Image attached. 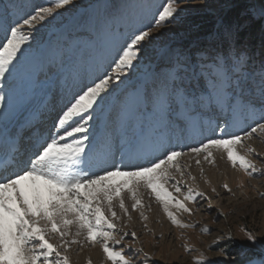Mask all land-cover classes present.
Instances as JSON below:
<instances>
[{
  "label": "snow or ice",
  "instance_id": "6c2138e0",
  "mask_svg": "<svg viewBox=\"0 0 264 264\" xmlns=\"http://www.w3.org/2000/svg\"><path fill=\"white\" fill-rule=\"evenodd\" d=\"M73 2L0 0V264H71L72 246L84 244L99 247L103 264H151L136 231L121 226L132 212L149 219L145 193L183 230L198 227L181 219L192 205L212 209L192 162L203 177V164L215 166L219 154L248 178L264 177L256 163L264 155L249 143L264 137V61L257 69L237 45L248 20H264V0H248L244 23L227 21L234 5L220 3L215 30L195 51L158 45L155 36L183 0H95L33 44L40 26ZM209 114L218 121L212 135L187 145L189 134L203 136ZM222 188L232 193L227 182ZM193 264L213 262L200 253ZM243 264H264V245Z\"/></svg>",
  "mask_w": 264,
  "mask_h": 264
},
{
  "label": "rangeland",
  "instance_id": "374dc122",
  "mask_svg": "<svg viewBox=\"0 0 264 264\" xmlns=\"http://www.w3.org/2000/svg\"><path fill=\"white\" fill-rule=\"evenodd\" d=\"M35 2L47 6V0H35ZM93 2L95 0H74L73 4L66 6L64 9H57V13L61 15H58L55 19L49 18L45 22V25L40 26V30L33 34L34 40L32 43L35 44L36 41L46 39L48 34L54 31L61 23L73 21ZM117 2H125V0H117ZM139 2L145 6H152L162 3L163 0H139ZM223 2L225 0H183L182 5H180L183 11L179 14V17L166 28L155 33V36L158 37L157 44H169L172 47L191 49L192 51H195L197 47L204 46L207 43L206 38L208 35L215 30V14L219 4ZM230 2L234 7L223 13L225 18L236 9L242 10L248 0H230ZM193 17L199 18L201 26L210 24L207 27V33L200 35L198 33L200 26L189 27L191 24L189 19ZM248 24L249 20L244 28ZM261 44L259 43L257 46L256 53H253L256 57L255 59L251 56L253 49H249V47L246 49L251 57L250 63L257 69L261 62L264 61V48H262ZM4 91L7 92L8 89L5 88ZM217 122V118L211 116V114L204 117L201 121L203 136L196 135L197 137L192 145L198 143L204 136H211V128L215 127ZM243 126L244 122H241L240 127ZM233 130L235 131L236 129ZM185 143L191 145L187 142ZM249 143L250 146L255 147L259 153L264 155V137L259 140L254 139ZM216 155L218 161L220 155ZM220 161L223 164L222 169L219 170L225 172V176H220L221 173L215 170L218 168L216 162L215 166L207 163L203 164L204 176L202 177L200 169L192 162L190 171L197 177L196 184L199 186V190L204 191L211 197L212 209L209 211L207 203L199 200L196 205H192L194 214L192 216L184 215L181 219L185 222H198V227L183 230L174 227L163 215L160 206L154 199H149L147 193L144 194L145 203H151V209H153V211L147 212L149 219L142 221L139 218V214L136 213L135 221L132 215L135 212H132L131 221L121 222V226L124 223L127 224L126 231H136L138 240L134 242L135 246H142L144 251L149 253L152 258L151 264H193V257L198 256L200 253H204L213 264H243V260L248 255L258 251L260 246L264 245V197L260 195V193H264V177L250 179L242 171L234 170L226 159L220 158ZM256 163L258 167L264 168V160L257 159ZM207 172L215 174L219 179L215 185L207 177ZM231 175H233L232 178ZM205 178L210 183L206 184L204 182ZM225 182L232 188V193H228L222 188V184ZM241 184H243L242 187L239 186ZM211 187L217 189L218 195L211 191ZM126 204L129 208L131 207L130 200L126 199ZM218 212H222L223 215L217 218ZM145 224H147V230L144 227ZM204 226L210 229V234L201 232L200 229ZM247 232H252L257 236L256 245H252L248 241ZM229 235L231 239H228ZM161 236L162 239H158ZM217 237L223 238L218 243H215ZM124 243H132L131 238H126ZM184 244L194 247L198 251L189 254L182 247ZM117 247L119 248V246ZM80 248L78 245L72 246L69 254L71 264H87L88 258L83 260L84 262L74 260L73 258H76L78 255L80 257L83 251L90 252L93 249H98L100 256L103 258L98 246L92 247L84 244ZM220 249H225L227 255H218L217 253ZM103 260L104 258L101 260V263L97 264H103ZM91 264H93L92 260Z\"/></svg>",
  "mask_w": 264,
  "mask_h": 264
},
{
  "label": "trees",
  "instance_id": "16d2710c",
  "mask_svg": "<svg viewBox=\"0 0 264 264\" xmlns=\"http://www.w3.org/2000/svg\"><path fill=\"white\" fill-rule=\"evenodd\" d=\"M241 9H236L229 14L225 19L227 21H234L237 20L239 23H244L243 18H239V13ZM190 25L189 27L200 26L198 33L200 35H204V33L208 32V28L210 24L201 26L200 20L197 17H193L189 19ZM264 20L256 19V20H249V24L246 28H243L239 31L237 35V45L238 47H242L245 50L249 47L252 50L251 56L255 59L256 57L254 54L256 53L255 50L258 49L257 46L259 43H262L261 46L264 48V28H263ZM207 28V29H206ZM205 29V30H204ZM249 42V44H247ZM254 53V54H253Z\"/></svg>",
  "mask_w": 264,
  "mask_h": 264
},
{
  "label": "bare ground",
  "instance_id": "6f19581e",
  "mask_svg": "<svg viewBox=\"0 0 264 264\" xmlns=\"http://www.w3.org/2000/svg\"><path fill=\"white\" fill-rule=\"evenodd\" d=\"M51 126V122L49 121L48 122V127H50ZM218 161H217V164H218V168H216L215 170H217V171H219V173H221V175L220 176H225L226 175V173L225 172H223V171H221V170H219V169H222L221 167H222V164H223V162H221L220 161V157H218ZM208 173V172H207ZM207 177L210 179V181H211V183L213 184V185H215L216 183H217V181L219 180L216 176H215V174H212V173H208L207 174ZM233 177V175H231V178ZM241 177V176H240ZM242 178V177H241ZM229 181H232V180H230V179H228ZM224 181V180H223ZM147 197V196H146ZM150 199V198H149ZM152 201V200H151ZM150 201V202H151ZM148 203V202H147ZM157 208V207H156ZM152 211H153V209H152ZM133 215V220H135L136 221V219H135V216H136V212L134 213V214H132ZM123 222V221H122ZM81 249V248H80ZM70 254V253H69ZM79 256V255H78ZM76 257V258H73L74 260H77V261H81V262H84L83 260H85V259H87L88 258V260H92L93 261V264H97V263H101L102 261V257L100 256V254H99V250L98 249H93V251H90V252H88V251H83V252H81V255H80V257Z\"/></svg>",
  "mask_w": 264,
  "mask_h": 264
}]
</instances>
